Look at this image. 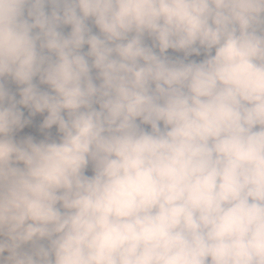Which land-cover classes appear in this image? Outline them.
Instances as JSON below:
<instances>
[{
	"label": "clouds",
	"instance_id": "9594fccd",
	"mask_svg": "<svg viewBox=\"0 0 264 264\" xmlns=\"http://www.w3.org/2000/svg\"><path fill=\"white\" fill-rule=\"evenodd\" d=\"M0 264H264V0H0Z\"/></svg>",
	"mask_w": 264,
	"mask_h": 264
},
{
	"label": "trees",
	"instance_id": "16d2710c",
	"mask_svg": "<svg viewBox=\"0 0 264 264\" xmlns=\"http://www.w3.org/2000/svg\"><path fill=\"white\" fill-rule=\"evenodd\" d=\"M67 30V29H66ZM195 59H197V60H199V59H202V57H194ZM87 174H89V175H91L92 173H91V169H89L88 170V173Z\"/></svg>",
	"mask_w": 264,
	"mask_h": 264
},
{
	"label": "rangeland",
	"instance_id": "374dc122",
	"mask_svg": "<svg viewBox=\"0 0 264 264\" xmlns=\"http://www.w3.org/2000/svg\"><path fill=\"white\" fill-rule=\"evenodd\" d=\"M170 54H171V55H174V56H176V55H182L181 53H172L171 50H170ZM192 58H194V57H192ZM194 59H195V58H194ZM145 127H147V126H145Z\"/></svg>",
	"mask_w": 264,
	"mask_h": 264
}]
</instances>
